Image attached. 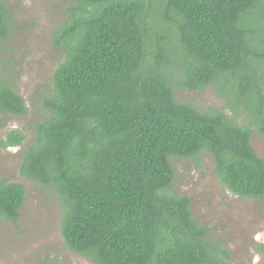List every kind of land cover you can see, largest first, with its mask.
Listing matches in <instances>:
<instances>
[{
  "label": "trees",
  "instance_id": "1",
  "mask_svg": "<svg viewBox=\"0 0 264 264\" xmlns=\"http://www.w3.org/2000/svg\"><path fill=\"white\" fill-rule=\"evenodd\" d=\"M11 34L0 0V41ZM64 60L44 97L20 173L62 206L67 248L92 264H235L173 190L171 157L206 154L221 183L264 195V0H74L52 32ZM0 65L3 115L27 105ZM213 86L223 108L178 90ZM26 135L8 132L3 147ZM25 186L0 179V218L16 222Z\"/></svg>",
  "mask_w": 264,
  "mask_h": 264
},
{
  "label": "rangeland",
  "instance_id": "2",
  "mask_svg": "<svg viewBox=\"0 0 264 264\" xmlns=\"http://www.w3.org/2000/svg\"><path fill=\"white\" fill-rule=\"evenodd\" d=\"M8 10L11 34L0 41V65L27 105L23 116L6 114L0 128V179L17 181L26 198L16 222L0 218V264H92L65 245L62 203L52 187L21 175L25 149L36 125L47 117L44 97L50 94V77L64 60L52 40L54 28L74 0H2ZM180 101L199 109L223 108L225 103L207 86L201 91L178 90ZM19 129L26 139L19 146L3 147L9 131ZM252 144L264 158V136L254 133ZM176 175L173 190L191 199L194 218L211 228L210 236L229 248L235 264H264V195L245 198L229 191L220 181L212 158L171 157Z\"/></svg>",
  "mask_w": 264,
  "mask_h": 264
}]
</instances>
